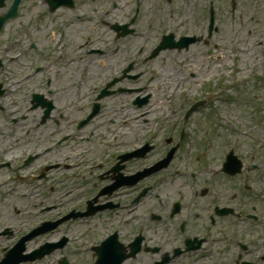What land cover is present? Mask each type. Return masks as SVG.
<instances>
[{"label":"rangeland","instance_id":"374dc122","mask_svg":"<svg viewBox=\"0 0 264 264\" xmlns=\"http://www.w3.org/2000/svg\"><path fill=\"white\" fill-rule=\"evenodd\" d=\"M12 1L7 0L0 15L6 13ZM221 4L225 12L221 47L215 49L211 44L207 49L195 45L189 52L163 53L157 61L160 66L159 74L153 89L148 92L153 98L147 106L139 109L133 105L136 94H114L107 97L101 116L95 122V125L103 127L93 138L92 144L84 146L79 142L73 144L76 147H63L47 158L49 161L73 163L75 159L92 157V172L87 171L84 176L71 178V172L58 168L51 173L47 171L50 181L42 183L38 177L47 160L45 155L32 165H24V159L29 153L41 151L46 144L45 124H41L43 110H33L31 101L27 99L29 93L34 89L45 96L46 79L53 76L54 86L68 93L61 101L72 97L74 100V88L82 87L83 95L77 98L80 101L77 103H81V108L78 106L82 110L81 115L87 112L88 103L110 81L111 72L102 71L99 55L96 54L75 63V67L68 71H45V44L49 41L48 45L54 51L53 56L47 55L49 60L57 58L54 56L58 50V44H50V38L45 42L53 28L52 23L45 21V0L22 1L20 16L16 21L9 22L0 35V61L4 65L0 70V84L5 87V95L0 98V163L12 161L9 168L0 171V233L4 229H11L13 232L11 235L0 236V260L4 257V249L12 248L29 227L42 220L58 218L72 209L83 210L89 196L93 198L99 193H94L95 191L111 184V174L102 180L98 177L116 165L112 158L114 151L129 148L137 140L141 141L146 133L153 130V126L157 137L155 150L145 161H138V164L135 160L127 162V172L156 162L164 154L168 146L165 142L169 137L174 141L171 145L177 142L176 136L182 127L186 131V142L183 129L178 142L185 148L180 150L177 161L168 171L170 177L161 187L163 194L171 199L179 198L186 194H182L180 190L184 189L189 193L187 188L191 183L196 188H219L216 185L221 181L219 171L225 142H231L234 137L245 133H264V0H221ZM234 5L236 10L232 13ZM192 13H197L195 6L189 9L188 16L191 20ZM91 25L82 26L90 33ZM32 44L37 46L36 50L30 49ZM97 46L101 47L100 40L97 41ZM163 59L166 63L162 65ZM108 63L106 60L105 64ZM38 66L44 69L39 72L36 70L38 73H35ZM164 73H169L165 80L171 87L177 80L182 83V87L179 86L180 93L176 91L172 96L159 95L158 82ZM191 74L194 75L193 78ZM24 75H31V79L21 88L12 86V83H20ZM63 87H70V90ZM200 100H205V105L191 113L183 127V116L194 102ZM160 108H163V113ZM217 111L219 114L216 115ZM74 112L76 117L77 111ZM145 113H149L146 125L142 121H133ZM124 116L132 120L129 121L131 125L123 123L121 118ZM164 116L167 120L161 122ZM138 123L139 128H136ZM234 124L238 128L232 126ZM135 129L139 130L134 135ZM117 134L118 140L111 143L110 137ZM249 144L250 141L243 140L246 150ZM197 158L204 163L197 166L193 164ZM103 160L105 164L98 162ZM176 169L195 171L197 177L186 180V176H176ZM74 190L84 191L83 196H66ZM125 190H129L128 193L125 191L118 198L101 196L99 203L124 202L133 192V189ZM44 208L51 210L42 212ZM106 216L105 212H101L90 223L77 220L68 224V228L60 227L29 242L27 250L31 252L47 242H56L67 235L71 242L38 264H61L63 260L70 264H93L91 249L94 245H101L108 232Z\"/></svg>","mask_w":264,"mask_h":264},{"label":"flooded vegetation","instance_id":"af4514ba","mask_svg":"<svg viewBox=\"0 0 264 264\" xmlns=\"http://www.w3.org/2000/svg\"><path fill=\"white\" fill-rule=\"evenodd\" d=\"M191 6L197 8L192 20L188 16ZM232 10L234 13L236 7ZM224 14L221 0H45V21L53 27L45 42L48 38L50 44L58 42L54 61L47 58L54 55L49 41L45 44V67L65 72L83 57L99 55L102 71L111 72V79L104 87L123 84L117 92L137 94L133 105L141 109L153 98L151 94H143L154 86L161 55L189 52L195 45L208 49L212 44L219 49L224 35ZM82 25H91V35ZM98 40L101 47H96ZM103 89L88 103L87 112L80 115L81 103H77L80 102L77 98L83 95V88H74V100L72 97L61 101L68 93L48 81L46 153L76 147L73 146L76 140L67 141L72 134L78 136L82 132L78 141L89 146L103 127L95 125L102 104L99 113L92 116L95 104L104 101V98L98 100ZM147 116V113L139 115L134 121L146 124ZM86 121L88 124L81 127ZM178 133L177 142L171 145L173 139L166 141L164 154L153 164L129 175L124 173V165L117 170V175L128 177L125 185L117 189H133L124 202L99 203L98 199L95 204L106 207L92 216L107 214L108 261L111 264H264V133L236 136L225 142L218 189L196 188L191 183L187 188L189 193L183 189L180 191L185 195L171 199L163 194L161 187L169 179L168 171L183 149L178 142L181 131ZM156 139L152 134L144 135L141 141L124 147L129 153L126 156L134 153L124 162L146 159L155 150ZM243 140L250 141L248 150ZM237 158L241 167L234 160ZM197 159L193 162L196 166L204 163ZM174 172L176 176H186L185 179L197 177L192 170ZM150 181L158 185L147 187ZM76 214L65 213L60 219L69 220L61 225L78 219ZM92 252L95 261L97 254L93 249Z\"/></svg>","mask_w":264,"mask_h":264},{"label":"bare ground","instance_id":"6f19581e","mask_svg":"<svg viewBox=\"0 0 264 264\" xmlns=\"http://www.w3.org/2000/svg\"><path fill=\"white\" fill-rule=\"evenodd\" d=\"M249 52V51H248ZM250 52H251V50H250ZM167 74H169V73H167ZM167 74L166 73H164L163 75L164 76H162V79L161 80H163V84H162V86L160 87V93H159V95L162 97V95L163 96H166V95H173L176 91L178 92V93H180L181 91L179 90V86H181L182 85V83L181 82H178V80L175 82V85L174 86H172L171 87V85H169V84H166L165 82H164V80H165V78L167 77ZM179 83V84H178ZM182 87V86H181ZM162 105V104H161ZM163 106V105H162ZM164 110H163V108H161V111L160 112H163ZM164 120H166L167 118H163ZM136 128H138V127H136ZM84 164H85V159L82 157V159H81V161H80V164H79V171H81L82 169H83V167H84ZM113 178V174H111V179ZM124 193V191L122 190V189H119V190H117V191H115L114 192V196L115 197H117V196H121L122 194ZM83 194H84V191H73V192H71L69 195H76V196H73V197H81V196H83Z\"/></svg>","mask_w":264,"mask_h":264},{"label":"water","instance_id":"95a60500","mask_svg":"<svg viewBox=\"0 0 264 264\" xmlns=\"http://www.w3.org/2000/svg\"><path fill=\"white\" fill-rule=\"evenodd\" d=\"M19 2H20V0H17V1H16V4H19ZM12 16H14V14H12V15H8V16L5 17L4 19H2V23H3L4 21H6L7 19H9L10 17H12Z\"/></svg>","mask_w":264,"mask_h":264}]
</instances>
